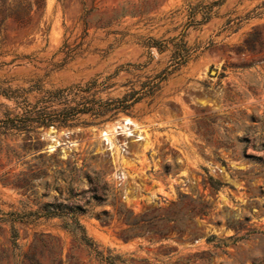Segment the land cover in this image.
<instances>
[{
	"label": "rangeland",
	"instance_id": "374dc122",
	"mask_svg": "<svg viewBox=\"0 0 264 264\" xmlns=\"http://www.w3.org/2000/svg\"><path fill=\"white\" fill-rule=\"evenodd\" d=\"M0 264H264V0H0Z\"/></svg>",
	"mask_w": 264,
	"mask_h": 264
},
{
	"label": "trees",
	"instance_id": "16d2710c",
	"mask_svg": "<svg viewBox=\"0 0 264 264\" xmlns=\"http://www.w3.org/2000/svg\"><path fill=\"white\" fill-rule=\"evenodd\" d=\"M36 1V5H37V7L38 8H41V6H42V2L44 1V0H35ZM29 6V9H32V5L31 4H29L28 5ZM26 18V17H25ZM25 18H24V20L23 19H20L18 22H20V23H22V24H24V22H25ZM54 118H52V117H50L49 115H47V114H44V115H41L40 116V118H39V123H41L42 125H45V126H51V124H53L55 121L53 120ZM65 121H66V119H65ZM65 123V122H64ZM52 215H47V217H51ZM132 225H136V224H132ZM210 241V240H209Z\"/></svg>",
	"mask_w": 264,
	"mask_h": 264
},
{
	"label": "bare ground",
	"instance_id": "6f19581e",
	"mask_svg": "<svg viewBox=\"0 0 264 264\" xmlns=\"http://www.w3.org/2000/svg\"><path fill=\"white\" fill-rule=\"evenodd\" d=\"M124 123H126V124H123V127L131 126V127L135 128V129H138V128H139V127H138L139 125L137 126V125H136L132 120H130V119H125ZM128 128H129V127H128ZM133 128H131V129H133ZM129 130H130V129H129ZM106 135H108V133H107ZM129 135H130V134H129ZM58 145H59V143L53 139V140H52L51 147H50V150H51V151L55 150V149L58 147Z\"/></svg>",
	"mask_w": 264,
	"mask_h": 264
},
{
	"label": "water",
	"instance_id": "95a60500",
	"mask_svg": "<svg viewBox=\"0 0 264 264\" xmlns=\"http://www.w3.org/2000/svg\"><path fill=\"white\" fill-rule=\"evenodd\" d=\"M51 145L48 146V150H50ZM51 151V150H50Z\"/></svg>",
	"mask_w": 264,
	"mask_h": 264
}]
</instances>
